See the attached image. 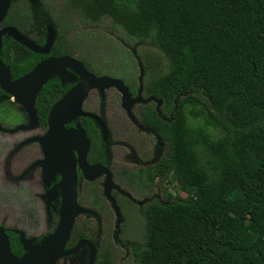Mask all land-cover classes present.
I'll return each mask as SVG.
<instances>
[{
  "label": "trees",
  "instance_id": "1",
  "mask_svg": "<svg viewBox=\"0 0 264 264\" xmlns=\"http://www.w3.org/2000/svg\"><path fill=\"white\" fill-rule=\"evenodd\" d=\"M38 1L56 30L52 54L75 50L59 13L71 8L82 22L107 19L124 40L146 45L122 63L85 57L84 64L121 79L132 93L141 67L144 93L170 113L165 121L154 108L144 112L166 150L153 175L138 176L144 183L155 176L179 181L185 196L161 185L164 200L138 209L141 245L123 242L133 255L125 264H264V0ZM22 17L27 20L26 11ZM3 23L24 25L11 11ZM14 42L3 36L0 51L13 79L41 57L22 54ZM50 81L35 104L40 118V96ZM11 104L0 88V106ZM97 264L116 263L107 251Z\"/></svg>",
  "mask_w": 264,
  "mask_h": 264
},
{
  "label": "flooded vegetation",
  "instance_id": "2",
  "mask_svg": "<svg viewBox=\"0 0 264 264\" xmlns=\"http://www.w3.org/2000/svg\"><path fill=\"white\" fill-rule=\"evenodd\" d=\"M38 2V0H9L5 17L8 11H11L18 21L24 23L21 27L23 31L12 24H4L5 17L0 23V28L7 25L12 26L38 45L46 42L48 33L52 30L54 41L51 49L48 53H37L41 57L35 64L50 56H69L81 62L87 71L93 73L86 67L83 60L89 54L83 52L80 43L74 42L71 38L69 39L73 41L71 43L75 48L73 52L69 54L51 53L56 39V30L47 21L48 14L40 9ZM25 11L28 15L26 21L22 17ZM14 41V46H18L22 54L25 55L32 51L16 40ZM140 69L141 67H138V88L135 93H132L130 87L117 77L93 73L96 76H108L121 80L128 89L129 100L134 101L136 97L140 98L137 102L132 101L127 110L122 105V93L114 87L105 88L103 91L91 89L86 94L81 103V110L96 115L103 121L107 129L106 137L99 123L92 117L78 115L64 123L66 129L78 128L77 125H79L85 132L89 141L85 155L86 164H99L109 172L112 183L109 194L119 208L120 220H117L112 202L104 193L106 172L102 170L101 174L94 177L87 176L79 162L77 149L72 147L76 203L86 211L78 212L74 217L69 236L63 246L64 251L76 250L60 256L54 264H90V245L95 250L91 264H97L100 252L108 251L113 260L108 239L111 238L121 247H126L125 243L129 241L123 243V236L129 232V220L133 221L135 214L139 215L138 209L148 201L161 200L158 199L160 195L155 193L156 189L162 191L161 185L166 188L174 187L173 183H169L168 178L155 176L144 183L138 176L140 171L153 175L154 166L166 150V144L157 131L144 123V112L147 108H154L161 119L165 121L171 119L169 112L162 111L163 101L161 99L144 93ZM72 74L75 77L72 82L61 81L58 76L49 79L53 81H50L45 93L40 96V112H44L42 114L44 118L39 117V112L35 107L39 92L36 94L34 102L36 126L31 129L20 128L28 126L30 118L23 107L11 100V96L10 100L14 104L0 106V135L2 136L0 149L3 147L0 150V229L5 234L10 252L17 258L27 253L24 242H29L33 246L41 244L54 232L60 220L62 192L59 183L62 174L59 165L62 160L57 154L49 159L39 138L45 136L49 130L48 116L53 105L79 80L75 73L72 72ZM110 88L114 89L115 93H104ZM92 90L99 92L90 93ZM151 97L154 99H150ZM108 99H116L115 108L118 107L120 113L129 118L130 124L125 125V128L117 126L118 123L120 124L119 120L122 119V115H115L113 111L110 110L109 113L105 110ZM107 107L113 110L111 103H108ZM9 108L20 115L19 122L13 124L1 119ZM142 133L151 135L149 134L146 138ZM152 137L155 144L152 146L153 149H151L150 142ZM144 139L149 151L139 153L137 147H141L140 144L143 145ZM122 144L128 146L131 152L123 154ZM79 242L83 243L77 246Z\"/></svg>",
  "mask_w": 264,
  "mask_h": 264
},
{
  "label": "water",
  "instance_id": "3",
  "mask_svg": "<svg viewBox=\"0 0 264 264\" xmlns=\"http://www.w3.org/2000/svg\"><path fill=\"white\" fill-rule=\"evenodd\" d=\"M8 6L9 0H0V23L6 15ZM4 35L13 38L36 53H48L54 41V33L52 30L49 31L46 42L43 45H38L16 28L7 25L0 28V51L2 47V36ZM72 72L78 76L79 80L53 105L48 116L49 130L45 136L39 138L43 148L47 151L46 153L49 159L57 154L62 160L59 165L62 174L59 183L62 192L59 223L54 232L45 238L41 244L33 246L29 242H24V248L27 250V253L20 258L12 255L8 248L5 234L0 229V263L2 264H54L60 256L70 254L76 250H63L74 217L78 212L86 211L76 203L72 147L77 149L79 162L87 176L94 177L97 174H101L102 170L106 172L104 193L112 202L117 220H120L119 208L115 204L113 197L109 194L112 184L109 172L99 164H86L85 155L88 150L89 141L85 132L79 125H77L78 128L66 129L64 123L78 115L89 116L99 123L106 137L107 129L103 121L96 115L83 112L81 110V103L91 89L103 91L105 88L114 87L122 93V105L129 110V106L133 100L128 99L130 94L122 81L108 76H96L87 71L81 62L69 56H50L42 59L31 70L13 79L9 67L0 58V88L11 96V100L14 103L23 107L27 112L30 118V124L28 126H21L20 128L31 129L36 126L34 102L35 96L41 87L53 76H58L61 81L66 80L72 82L75 79ZM150 99L154 98L151 97ZM139 100L140 98L136 97L134 101L137 102ZM82 243L79 242L77 246H80ZM90 247L91 264L95 250L92 249L91 245Z\"/></svg>",
  "mask_w": 264,
  "mask_h": 264
},
{
  "label": "rangeland",
  "instance_id": "4",
  "mask_svg": "<svg viewBox=\"0 0 264 264\" xmlns=\"http://www.w3.org/2000/svg\"><path fill=\"white\" fill-rule=\"evenodd\" d=\"M62 1V0H59ZM62 3H59L58 6H61ZM59 13L63 14L64 17L68 20L70 25V30L68 33L69 38L73 39L74 42L80 43V46L82 47V51L89 54L88 57L96 58L102 60L109 61L110 63H122L125 58L133 57L136 55L137 51H139L140 48H146V45L141 44H131L124 40L122 35L118 33L111 25L110 21L107 19H103L100 22L97 23H90V22H82L79 19V14L74 9H61L59 10ZM122 36V37H121ZM97 90H92L90 93H98ZM104 93H115L114 89H107ZM111 103L113 106V110L107 107V104ZM116 99L114 100H106V107L105 110H108L110 113V110L113 111L115 115H122V119L119 120L120 124L118 123L117 126H122L125 128V125L130 124L129 118L126 116H123V114L120 113L119 108H115L116 105ZM13 107V106H12ZM1 109V108H0ZM108 113V114H109ZM125 115V114H124ZM1 119L5 120L9 123H17L20 121V115L17 114L13 109L9 108L1 117ZM116 126V127H117ZM122 128V129H123ZM120 130V129H119ZM124 133V132H123ZM146 138L149 136L150 133H142ZM151 135V134H150ZM2 136L0 135V138ZM151 142V149H153V142L154 138L150 140ZM155 145V144H154ZM141 147H137V150L139 153L144 152L148 150V145L144 143L143 145L140 144ZM3 148V147H2ZM1 148V149H2ZM0 149V150H1ZM123 154L130 153V148L126 145L122 144ZM174 187L169 186L167 189L169 192H172L174 195H179L180 197H184L185 193L180 191L177 188V185L179 184V181H174L173 183ZM155 193H158L160 196L158 199H163V192L159 191L158 189L155 190ZM135 218L132 219V224H130V229L127 234L123 236V241L127 242V238H130L134 240L135 243L133 244L130 242V245H136V247L141 245L142 240V234H143V224L141 223V220L137 213L135 214ZM139 220V222H138ZM107 239V238H106ZM108 243L110 244V249L113 254V261L116 264L120 263H130L133 255L131 254L129 249H125L126 247H121L120 244L113 241V239H108Z\"/></svg>",
  "mask_w": 264,
  "mask_h": 264
}]
</instances>
